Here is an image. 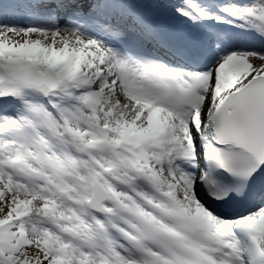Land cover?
<instances>
[{"label":"snow or ice","instance_id":"6c2138e0","mask_svg":"<svg viewBox=\"0 0 264 264\" xmlns=\"http://www.w3.org/2000/svg\"><path fill=\"white\" fill-rule=\"evenodd\" d=\"M0 264H264V0H0Z\"/></svg>","mask_w":264,"mask_h":264}]
</instances>
